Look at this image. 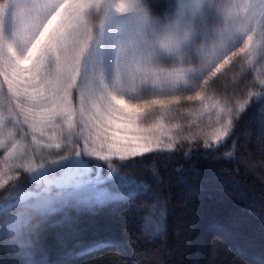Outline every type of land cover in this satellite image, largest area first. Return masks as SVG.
<instances>
[{
  "label": "snow or ice",
  "instance_id": "6c2138e0",
  "mask_svg": "<svg viewBox=\"0 0 264 264\" xmlns=\"http://www.w3.org/2000/svg\"><path fill=\"white\" fill-rule=\"evenodd\" d=\"M254 105L264 112V0H0V264H51L42 240L74 238L81 216L139 214L149 184L123 170L174 158L146 154L232 158ZM155 200L149 242L166 235Z\"/></svg>",
  "mask_w": 264,
  "mask_h": 264
},
{
  "label": "trees",
  "instance_id": "16d2710c",
  "mask_svg": "<svg viewBox=\"0 0 264 264\" xmlns=\"http://www.w3.org/2000/svg\"><path fill=\"white\" fill-rule=\"evenodd\" d=\"M257 107L250 108L238 122L242 124L238 147L230 159L222 158V154L187 160L183 152L150 153L146 157L174 158L124 169L122 174L149 184L148 195L137 201L140 213L134 214L124 206L116 212L105 210L94 217L81 216L74 238L64 236L62 229L50 230L41 243L51 264L62 259L67 264H251L264 253V112ZM183 151L189 149L185 147ZM206 151L202 144L191 149L193 154ZM153 167L158 179L152 175ZM193 168L199 169V177L182 183L177 170L191 177ZM195 185H200L201 190H191ZM157 196L167 212L166 235L149 242L142 237L140 228ZM96 240L119 241L122 247L84 256H64L69 249L79 251L73 248L76 242L87 246ZM2 258L11 264L13 255Z\"/></svg>",
  "mask_w": 264,
  "mask_h": 264
},
{
  "label": "clouds",
  "instance_id": "9594fccd",
  "mask_svg": "<svg viewBox=\"0 0 264 264\" xmlns=\"http://www.w3.org/2000/svg\"><path fill=\"white\" fill-rule=\"evenodd\" d=\"M160 44H161V46H162V44H163V37H160Z\"/></svg>",
  "mask_w": 264,
  "mask_h": 264
},
{
  "label": "rangeland",
  "instance_id": "374dc122",
  "mask_svg": "<svg viewBox=\"0 0 264 264\" xmlns=\"http://www.w3.org/2000/svg\"><path fill=\"white\" fill-rule=\"evenodd\" d=\"M254 75H255V73H253V76H254ZM104 171H105V173H107V168H105ZM152 210H153V209H152ZM152 210H151L149 213H151ZM162 210H163V209H162Z\"/></svg>",
  "mask_w": 264,
  "mask_h": 264
}]
</instances>
